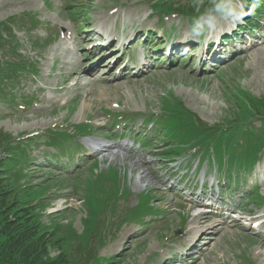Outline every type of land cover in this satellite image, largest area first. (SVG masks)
<instances>
[{"label":"rangeland","instance_id":"obj_1","mask_svg":"<svg viewBox=\"0 0 264 264\" xmlns=\"http://www.w3.org/2000/svg\"><path fill=\"white\" fill-rule=\"evenodd\" d=\"M181 1L186 0H0V26L13 21L15 27L10 36L13 44L7 42V51L14 47L20 51L18 71L7 77L10 86L20 84L25 95L15 102L8 94L0 97V140L6 136L19 140L14 156L9 158L12 165L2 166L7 158L4 149L0 150V166L6 168L12 183L38 189L43 202L37 210L40 222L49 233H55L56 239H62L52 249V257L65 252L72 262L82 259L88 264V257L83 256L87 249L82 246L87 239L99 264H159L174 257L185 243L183 237L197 214L194 201H186L190 198L185 196L181 199L168 187L180 183L183 188L187 186L186 177L206 170V182L216 178L219 187L236 179L246 180L255 189L262 178L260 166L250 175L245 173L252 167L245 163L243 154L233 155L241 166L231 171L217 160L214 150L215 144L228 135L246 128L251 134L256 132L251 127L254 112L248 114L244 109L250 101L264 104L263 52L245 50L221 70L204 64L201 67L205 71L199 72L197 48L181 64L127 80H113L117 68L109 73L105 60L95 65L79 59L86 46H81L82 37L95 42L97 34L90 31L99 29L94 25L105 18L110 31L124 33L127 39H134L133 35L145 29L171 32L172 26L182 28L181 17L166 18L171 4ZM250 1L230 0L229 9L246 13L238 22L245 18V30L254 26L263 38L264 24L259 21L264 18V9L258 10L257 20H252L243 10L248 9ZM19 25L23 28L16 30ZM75 70L80 77L69 79ZM176 106H181L184 114L173 113L171 109ZM114 116L122 118L117 121L118 128H111ZM230 124L233 131L227 127ZM123 126L146 132L148 137L142 133L140 140L142 148L135 145L130 152L107 150L88 157L89 149L84 146L87 140L124 145L119 144ZM71 135L76 136L73 141H69ZM65 152L68 157L64 162L68 163L63 169L41 166L42 161L48 164ZM78 157L87 159L75 171ZM16 160L22 166L16 167ZM261 161L264 164V155ZM212 174L219 175L209 177ZM200 177L187 193L196 185L200 192ZM258 189L244 197L242 211L259 207L264 182ZM101 191L102 204L93 207ZM233 219L228 217L225 229L217 230L212 244L201 253L200 264H264L261 237L251 227L246 229L243 220L234 226ZM121 250L124 252L117 254ZM90 264H95L94 260Z\"/></svg>","mask_w":264,"mask_h":264},{"label":"trees","instance_id":"obj_2","mask_svg":"<svg viewBox=\"0 0 264 264\" xmlns=\"http://www.w3.org/2000/svg\"><path fill=\"white\" fill-rule=\"evenodd\" d=\"M177 7L183 9L184 6L182 3H175L170 10H176ZM10 23L14 24L13 21ZM2 30L8 31L12 36V30L8 24L0 26V55H8L7 52L15 53L17 50L15 47L7 51V42H12V38L8 40V34L2 35ZM2 66L0 64V79ZM0 84L3 92H9L14 99L17 98L12 93V87L3 82ZM248 108H251L246 109L248 113L254 111L255 114L260 115L264 112L262 102L250 101ZM2 142H5V145ZM10 143L9 136L1 139L0 150L3 148L7 150ZM5 170V167L0 166V264H84L82 259L72 262L73 260L71 261L65 252H61L56 257L51 256L52 249L58 247L62 239H56L55 233H49L40 222L37 210L43 202L38 198V189L31 187L21 190L16 182L12 183V178L5 174ZM25 191L28 194H24ZM35 202L38 204L33 206ZM90 244L91 242L86 239L82 245L87 249L83 256L88 257V264L93 260L95 264H99L96 252L89 248Z\"/></svg>","mask_w":264,"mask_h":264},{"label":"bare ground","instance_id":"obj_3","mask_svg":"<svg viewBox=\"0 0 264 264\" xmlns=\"http://www.w3.org/2000/svg\"><path fill=\"white\" fill-rule=\"evenodd\" d=\"M107 22H108V19L105 18L103 20V22H102V25H101L102 32H98L97 34L105 36L106 41L107 40H111V42L109 43V46H111L113 44L115 38H114L112 33H108L107 31H105L104 24H106ZM263 44H264V39L262 40L261 44L260 43H255V41H254L250 45L249 49H247L246 53L250 52V53H258V54H260L261 52H263L261 54V55H263L264 54ZM242 52L243 51H241V53ZM200 55H201V58H203V62L204 63L210 61L209 56H206V52H204V50L200 53ZM216 55H218L217 52L213 53L211 55L212 59L216 58ZM102 60H104L103 57L101 58V61H99V63H101ZM78 77H80V75L77 72V70H75V71L70 73L69 79L70 78H78ZM85 107H86V105H85ZM106 147H108V146H106ZM102 148H103V146H102ZM121 150L124 151V152H128V151H126V149H122L121 148ZM222 223H223L222 222V218L216 219L214 221H210V215H206V214H202V213L195 214L193 216V220L191 222V226L188 229L187 233L185 234L186 236L183 237V239H185L184 240L185 243L181 247H179V249L181 248L182 251L177 249L178 251L176 252L175 256L174 257L172 256L174 258V260H171L172 257H170L171 259L161 260L159 264H165V263L167 264V263L173 262V261L175 263H178L179 262V258H183L185 256L184 254L189 255V253H184L183 252V250H185V248L187 246H190L189 251H194V252H192V254H190V256H193V254L194 255L197 254L199 251L204 252L203 250H204L205 247L204 248L202 247L203 244L211 245L212 244L211 241H213V239H215L213 236L218 233L217 230L221 231V230L225 229L224 227H222V225H219V224H222ZM233 224H234V226H237L238 225V220L233 221ZM202 239H203V241H201ZM208 239H209L210 242L206 241ZM185 245H187V246L184 247ZM262 249H263V255H264V245L262 246ZM202 260H203V256L201 255L197 260L193 261V263L200 264L202 262ZM179 264H181V263H179Z\"/></svg>","mask_w":264,"mask_h":264},{"label":"clouds","instance_id":"obj_4","mask_svg":"<svg viewBox=\"0 0 264 264\" xmlns=\"http://www.w3.org/2000/svg\"><path fill=\"white\" fill-rule=\"evenodd\" d=\"M217 10L221 11L219 6H217ZM227 15L234 17L235 20L240 21L243 19V17L246 15L242 10L236 11L234 9L227 10Z\"/></svg>","mask_w":264,"mask_h":264}]
</instances>
